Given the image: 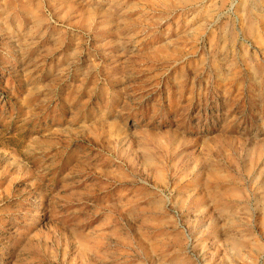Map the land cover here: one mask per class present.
Here are the masks:
<instances>
[{
	"label": "rangeland",
	"instance_id": "obj_1",
	"mask_svg": "<svg viewBox=\"0 0 264 264\" xmlns=\"http://www.w3.org/2000/svg\"><path fill=\"white\" fill-rule=\"evenodd\" d=\"M0 264H264V0H0Z\"/></svg>",
	"mask_w": 264,
	"mask_h": 264
}]
</instances>
